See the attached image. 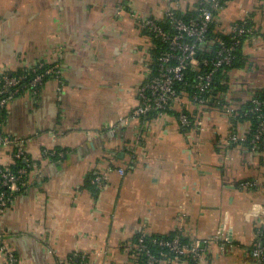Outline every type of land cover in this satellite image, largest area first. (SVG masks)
Here are the masks:
<instances>
[{
    "label": "crops",
    "instance_id": "obj_1",
    "mask_svg": "<svg viewBox=\"0 0 264 264\" xmlns=\"http://www.w3.org/2000/svg\"><path fill=\"white\" fill-rule=\"evenodd\" d=\"M197 4L0 0V76L41 64L60 70L11 100L1 123L37 162L26 188L0 211V245L19 264H63L73 255L86 264H145L133 247L141 232L213 238L195 264L253 262L264 150L250 147L251 122L237 114L264 88V0H230L216 17L223 33L245 17L255 27L243 45L245 64L231 71L227 109H204L203 128L187 129L168 112L132 116L158 49L142 20L164 19L169 5L187 12ZM232 133L238 142L228 141ZM11 152L0 148V162L10 164ZM96 175L107 176L102 186ZM0 264H9L4 252Z\"/></svg>",
    "mask_w": 264,
    "mask_h": 264
},
{
    "label": "built area",
    "instance_id": "obj_2",
    "mask_svg": "<svg viewBox=\"0 0 264 264\" xmlns=\"http://www.w3.org/2000/svg\"><path fill=\"white\" fill-rule=\"evenodd\" d=\"M170 3H179V0H168ZM230 0H198L193 11L196 15L184 18L185 13L176 6L169 5L164 19L145 17L142 20L143 27L154 36L158 42V54L155 56L154 68L148 78L138 88L139 105L133 110L132 116L139 117L144 114H163L168 109L177 111L179 122L190 128H203V111L208 107L228 108L227 103L220 100V94L212 95L213 81L217 72L233 64L237 50L243 43V39L250 37L255 32L250 18L238 19L231 24L230 29L224 33L226 37L218 40V45L211 55L203 56L200 51H205L211 46L208 40V32L212 25L217 27L216 17L225 8ZM165 20L166 24L161 21ZM217 29V28H216ZM218 30V29H217ZM193 67L204 70L198 72L192 79V89L178 88V84L187 83V70ZM60 70L56 65L41 64L31 72L14 74L5 72L0 76V108L7 107L8 103L28 88L39 90L46 79L50 76H59ZM255 109L260 111L264 106V99H254ZM190 104L199 109L194 111ZM194 114L189 115L187 108ZM230 109H228L229 111ZM258 131L252 138L253 148L258 146L264 133V114ZM240 137L232 133L228 137L230 143H236ZM12 148L10 164L0 162V211L11 206L18 195L26 188L29 175L37 165L36 159L30 154L25 142L18 138L0 131V148ZM44 154L51 156L64 155L63 151L44 150ZM121 174L124 168H119ZM107 176L96 175L93 179L95 184L102 186ZM255 181H247L246 185L256 186ZM264 226V218L261 219L260 227ZM260 231V230H259ZM151 234L141 232L137 235L133 244L135 252L144 256L147 264H162L167 254L172 255L170 264H183L182 258L199 260L207 251L209 242L213 238H193L190 241L183 240L181 235L173 238L152 237L151 243L159 249L167 248L156 253L148 238ZM218 237V235H217ZM0 252L7 255L9 264H19L16 253L6 245H0ZM253 262L250 264H264V240L258 237L252 247ZM86 256L73 255L63 264H86Z\"/></svg>",
    "mask_w": 264,
    "mask_h": 264
},
{
    "label": "trees",
    "instance_id": "obj_3",
    "mask_svg": "<svg viewBox=\"0 0 264 264\" xmlns=\"http://www.w3.org/2000/svg\"><path fill=\"white\" fill-rule=\"evenodd\" d=\"M181 15L184 17V18H189L191 16H195L196 15V11H187L185 13H182L181 12ZM250 20V19H249ZM163 24H166L165 20H162L161 21ZM251 24L254 26L253 22L250 20ZM215 25H212V27L210 28L209 32H208V40L209 42L211 43V46L210 47H207V49L205 51H200L201 55H211L214 51V49L217 47L218 45V40L222 37H226L227 35H225L223 32L217 30L215 27ZM149 33V32H148ZM255 33V32H254ZM150 34V33H149ZM152 36V34H150ZM153 39H154V42L157 44L158 43V46H159V42L158 40L152 36ZM248 38V37H247ZM247 38H244L243 39V43L240 45V47L238 48L237 50V56L233 62L232 65L230 66H227V67H224L222 69H220L216 76H215V79L213 81V84H212V87H213V91H212V95L214 96H217V94H220V100L223 101L224 103H227V94L229 92V89H230V74H231V71L235 68H238V67H243V65L245 64V61H246V58H245V54H244V49H243V45H244V42L246 41ZM158 51H159V47L158 49H156V54L155 56L158 54ZM152 68H154V64L152 65ZM204 68L203 67H199L197 70L194 69L193 67H190L188 68L187 70V83L186 84H178V88L179 89H182V88H185L187 89V91H190L193 87H192V79L195 77V75L200 72V71H203ZM32 69L28 70V69H22L20 71H18L17 73L15 74H21V73H28V72H31ZM261 99L263 100L264 99V88H260V89H256L252 92V96L249 100H247L245 102V104L243 105V107L241 108V110L239 111V113L237 114V117L240 120H244V119H247L251 122V130H250V133H249V138H248V144L250 145V147H253V144H252V138L254 136V134L258 131L260 125H261V120H263V117L261 116V114H264V106L262 110L258 111L255 109V103H254V99ZM192 106V104H190ZM195 105V104H194ZM187 109V113L189 115H192L194 114L191 110L188 109V107L186 108ZM199 108L197 106H195L194 108V111L198 110ZM166 112L168 113H172V114H175L177 115V111L176 110H172V109H168L166 110ZM151 114H154V115H158L157 113H151ZM6 118V107L4 108H0V131H2V128H1V123L3 122V120ZM190 127H187V129H189ZM255 150H264V133L262 135V138L261 140H259L258 142V146L255 148ZM259 237L261 239L264 240V226H261L259 228ZM176 235H181L182 239L183 240H186V241H190V238H188L187 236H184L183 234H180L178 232L176 233H171L169 235H161V234H151L147 240H148V243L153 245L152 246V249L156 252V253H159L160 250L166 252L168 251L167 248H163V249H159L157 245H154L151 243L150 239L152 237H157V238H161V237H164V238H173L174 236ZM140 257V260L143 261L145 264L146 263V260L144 258V256H139ZM172 255L171 254H167V256L165 258H163V261H162V264H170V260L172 259ZM182 261H184L185 263H189V264H195L197 262V260H194L192 258H182Z\"/></svg>",
    "mask_w": 264,
    "mask_h": 264
}]
</instances>
